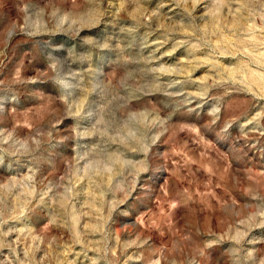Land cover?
Returning <instances> with one entry per match:
<instances>
[{
	"label": "rangeland",
	"instance_id": "374dc122",
	"mask_svg": "<svg viewBox=\"0 0 264 264\" xmlns=\"http://www.w3.org/2000/svg\"><path fill=\"white\" fill-rule=\"evenodd\" d=\"M0 264H264V0H0Z\"/></svg>",
	"mask_w": 264,
	"mask_h": 264
}]
</instances>
